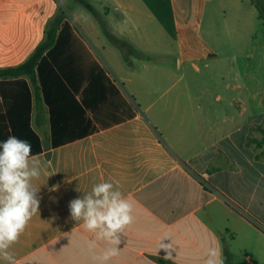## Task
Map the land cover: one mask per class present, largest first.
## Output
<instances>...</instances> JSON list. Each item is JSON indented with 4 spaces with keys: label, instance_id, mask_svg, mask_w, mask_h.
Wrapping results in <instances>:
<instances>
[{
    "label": "crops",
    "instance_id": "crops-1",
    "mask_svg": "<svg viewBox=\"0 0 264 264\" xmlns=\"http://www.w3.org/2000/svg\"><path fill=\"white\" fill-rule=\"evenodd\" d=\"M65 1L36 88L0 78V141L27 140L46 164L33 181L39 212L10 249L16 264H95L105 245L88 249L93 234L68 204L101 181L134 205L109 264H205L209 246L224 264H264V21L253 5L234 0L230 12L254 18L262 45L220 37L221 0H84L132 45L125 60ZM57 9L0 0V69L27 59ZM165 235L168 260L157 254Z\"/></svg>",
    "mask_w": 264,
    "mask_h": 264
},
{
    "label": "clouds",
    "instance_id": "clouds-1",
    "mask_svg": "<svg viewBox=\"0 0 264 264\" xmlns=\"http://www.w3.org/2000/svg\"><path fill=\"white\" fill-rule=\"evenodd\" d=\"M45 167L46 164L33 154L29 141L14 135L0 141V259L7 264H16L10 249L39 212L40 187L34 186L33 181L40 178ZM68 208L70 218L82 222V227L93 234V239L87 242L88 249L95 252L98 244L105 245L93 256L95 264H109L120 253V234L134 223L133 203L117 183L101 181L94 183L91 191L72 199ZM166 238L171 239L170 235L161 238L157 254L163 249L164 259L168 260L172 244L162 243ZM205 264H224L218 248L209 246Z\"/></svg>",
    "mask_w": 264,
    "mask_h": 264
},
{
    "label": "trees",
    "instance_id": "trees-1",
    "mask_svg": "<svg viewBox=\"0 0 264 264\" xmlns=\"http://www.w3.org/2000/svg\"><path fill=\"white\" fill-rule=\"evenodd\" d=\"M85 10H87L97 21L99 27L106 37V39L122 54L125 60L127 56L134 52L132 45L125 39L115 36L108 28L106 22L97 13L95 8L84 0H74ZM251 5L256 9L259 18L264 21V0H249ZM63 18V12L58 9L55 16L49 21L44 32V39L35 47L27 59L16 67L0 69V78H17L25 76L33 86L36 88L35 67L41 56L52 47L59 24Z\"/></svg>",
    "mask_w": 264,
    "mask_h": 264
},
{
    "label": "rangeland",
    "instance_id": "rangeland-1",
    "mask_svg": "<svg viewBox=\"0 0 264 264\" xmlns=\"http://www.w3.org/2000/svg\"><path fill=\"white\" fill-rule=\"evenodd\" d=\"M56 1H57V8L61 9L62 12L64 13L65 6H67V2L65 0H56ZM71 2L74 5H79L74 0H71ZM221 3L227 5V7H225L227 12L225 15H221L222 17L216 18L217 20L216 28L222 31V33L220 34V37L227 39V36H228L232 39V43H238V44L240 43L242 45H244L245 42L248 43L247 45H251L253 43L254 44L258 43L259 45H262V43L260 42V40H262V37L259 36V33H258L259 27L257 26V24L256 26L253 25V22H255L254 18H251L247 15H244L245 17L238 18L235 16L234 12H230V9L234 7L232 6L235 3L234 0H221ZM209 16H210V13L208 14L207 12L205 22H204L205 25L207 24L206 21L207 20L209 21ZM223 29L230 30L231 32L227 35L224 33ZM230 52L233 55H239L240 53H243L245 51L240 50V49H233ZM259 52H261V50H258L257 53ZM127 64H131V61H128Z\"/></svg>",
    "mask_w": 264,
    "mask_h": 264
}]
</instances>
